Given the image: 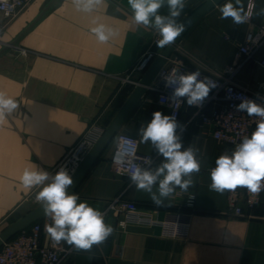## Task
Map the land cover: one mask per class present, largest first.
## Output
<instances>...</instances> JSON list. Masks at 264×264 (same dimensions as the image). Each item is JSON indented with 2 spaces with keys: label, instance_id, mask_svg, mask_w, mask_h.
<instances>
[{
  "label": "crops",
  "instance_id": "1",
  "mask_svg": "<svg viewBox=\"0 0 264 264\" xmlns=\"http://www.w3.org/2000/svg\"><path fill=\"white\" fill-rule=\"evenodd\" d=\"M205 1L186 0L181 21ZM243 2L247 7L248 0ZM223 3L187 32L173 58L216 77L235 68L232 77L237 84L264 95V68L239 51L264 16L254 15L237 26L230 19H219ZM261 8L264 0H256L255 11ZM161 12L166 14L167 8ZM97 24L116 34L100 43L90 31ZM152 38L151 28L134 24L127 0H100L87 13L78 11L73 0H32L12 18L0 12V92L18 103L17 109L0 119V221L14 215L22 218L40 206L30 198L36 188L28 190L20 183L24 168L49 172L89 129H107L136 87L125 79ZM21 50L27 55H21ZM258 56H264V46ZM157 110L170 114L157 92L149 89L120 131L139 141L138 129ZM178 121L184 126V146L194 145L202 158L201 170L193 175L194 184L187 191L177 189L162 206L153 204L127 174L115 170L114 138L75 193L100 211L119 196L152 208L160 219L167 212L185 211L190 214L187 236H166L159 225L123 227L121 217L109 215L105 222L113 226V234L90 252L73 248L66 264H264V196L257 207L246 210V216L228 214V190L210 189L209 167L234 147L218 142L194 107L185 104ZM139 150L156 157L153 167L160 163L150 143H139ZM188 193L195 195L194 209L185 207ZM42 241L49 243L47 234Z\"/></svg>",
  "mask_w": 264,
  "mask_h": 264
},
{
  "label": "clouds",
  "instance_id": "2",
  "mask_svg": "<svg viewBox=\"0 0 264 264\" xmlns=\"http://www.w3.org/2000/svg\"><path fill=\"white\" fill-rule=\"evenodd\" d=\"M78 11L92 12L100 0H73ZM215 4V0H213ZM134 24L155 30L160 39L159 48L170 46L185 31L181 16L186 0H127ZM167 8L163 14L161 9ZM220 20H231L234 25L248 23L254 15L264 16V8L254 10L249 2L243 0H224L219 6ZM100 43H107L116 33L104 24L90 30ZM21 55L27 52L21 50ZM164 87L170 89L160 102L176 105L185 101L189 107H202L212 89L218 87L210 76L200 71L180 73L177 69L162 75ZM259 97V94H258ZM240 103L234 105L236 112L255 117L256 126L250 135H245L231 152L225 151L215 160L210 169V189L216 192L246 188L258 194L264 191V103L258 100L238 97ZM17 101L0 92V119L17 109ZM183 125L177 120L176 113L164 114L154 111L151 119L138 129L139 143L151 144L159 164L152 166L151 158L139 163L135 155V144L131 140H121L117 162L121 174H127L138 191L149 194L156 206H162L166 199L173 196L177 189L187 191L193 184V175L202 166L200 150L194 145L184 146ZM127 146V147H125ZM120 157H123L121 159ZM74 170L61 166L55 174L39 167L24 168L19 180L25 189H39L35 199L42 205L44 214L51 220L45 231L55 244L61 242L72 246L76 251L90 252L93 246L103 244L114 232L112 225L105 222L104 214L78 194L70 192L74 185ZM155 188V191H154Z\"/></svg>",
  "mask_w": 264,
  "mask_h": 264
},
{
  "label": "built area",
  "instance_id": "3",
  "mask_svg": "<svg viewBox=\"0 0 264 264\" xmlns=\"http://www.w3.org/2000/svg\"><path fill=\"white\" fill-rule=\"evenodd\" d=\"M31 1L32 0H0V12L4 13L7 17H14ZM249 2L254 5L255 10L256 0H248V3ZM152 32L153 38L150 46L144 51L138 63L134 65L125 79V81L132 82L135 86L138 85L143 75L166 47H157L156 41L160 39V36L153 29ZM263 46L264 22L256 30L248 32L239 51L246 59L254 60L259 66L264 68V56H258ZM237 67H239V65ZM172 69H177L180 73L200 71L202 75L210 76L216 81L218 87L210 91L202 107L194 108L195 115L200 119L202 124L211 127L212 135L218 142L235 147L245 135H250L254 131L257 118L249 117L246 113L236 112L234 105L240 103L238 97L258 99L264 98V95L258 91H253L237 84L232 77L236 71L235 68L228 69L225 76L216 77L189 66L183 59L173 58V56H171L161 68L155 82L151 86V89L157 92L159 102L161 96H167L171 91L164 87L162 75L171 72ZM134 74L140 76V79L133 78L132 75ZM257 102L264 103V100H258ZM162 104L169 108L170 114L175 111L176 118L179 120L186 102L180 101L176 105H170L167 102ZM104 131L105 129H89L77 144L66 151L64 156L53 168V173H56L61 166H64L68 168L70 173L74 170L76 174L104 134ZM115 138L117 146L115 154L112 157V164L118 173H121L120 164L117 162V157L119 155L118 142L121 140H131L134 142L135 155L139 158L137 162L143 163L144 160L151 158L153 164L155 163V156L140 152L139 141L133 135L120 131ZM120 158L123 159V157ZM214 166L215 164L209 167V172ZM263 196L264 191L254 194L249 192L246 188L240 187L235 190H228L227 213L237 217L246 216V210L257 207L262 202ZM34 201L38 205L41 204L35 197ZM194 204L195 195L193 193H188L186 195L185 207L194 209ZM101 212L104 214L105 218L109 215L121 217L119 223L123 227L130 223L149 226L159 225L162 227L163 234L169 237H186L190 224V214L185 211L167 212L166 217L160 219L158 217V212L152 208L141 207L138 203L125 200L121 196L111 199ZM49 223H51V220L46 217L43 220L35 222L30 227L5 242L0 248V264H66L73 252V247H68L62 242L60 244H55L49 236L48 244L42 241V236L47 234L45 225Z\"/></svg>",
  "mask_w": 264,
  "mask_h": 264
},
{
  "label": "water",
  "instance_id": "4",
  "mask_svg": "<svg viewBox=\"0 0 264 264\" xmlns=\"http://www.w3.org/2000/svg\"><path fill=\"white\" fill-rule=\"evenodd\" d=\"M224 0H215V4L213 0H207L202 5H200L197 9H195L183 22L185 23V31L181 34L180 37L177 38L173 44L170 46H166L161 54L157 57L148 71L143 75L138 85L135 87L134 91L119 110L117 115L108 125L107 129L105 130L104 134L97 142L93 150L90 152L78 172L74 175V185L72 188L69 189L70 192H76L80 184L83 180L87 177L93 166L96 164L104 150L110 144V142L115 138L118 132L128 116L130 115L131 111L136 107L139 103L140 99L145 95V93L151 89L152 84L155 82L159 71L165 65L168 58L173 56L177 49L179 48L182 40L184 39L187 32L208 12L214 9L217 5H219ZM17 41H14L12 45H15ZM46 215L44 214L42 205L38 206L36 209L25 215L24 217L20 218L8 228H6L0 234V248L3 244L9 241L11 238L22 232L23 230L30 227L35 222L41 220Z\"/></svg>",
  "mask_w": 264,
  "mask_h": 264
},
{
  "label": "rangeland",
  "instance_id": "5",
  "mask_svg": "<svg viewBox=\"0 0 264 264\" xmlns=\"http://www.w3.org/2000/svg\"><path fill=\"white\" fill-rule=\"evenodd\" d=\"M23 10V9H22ZM21 10V11H22ZM20 11V12H21ZM19 12V13H20ZM18 13V14H19ZM16 16V15H15ZM14 16V17H15ZM7 17V16H6ZM8 18H12V17H8ZM78 143V142H77ZM77 143H75V144H77ZM74 144V145H75ZM73 145V146H74ZM72 147V146H71ZM58 163V162H57ZM56 166V165H55ZM54 166V167H55ZM53 167V168H54ZM53 168L49 171V173L50 174H55V173H53ZM37 190L38 189H34V191H32V193L30 194V198H33L34 199V197H35V194H36V192H37ZM41 205V204H40ZM33 209H36L35 207L33 208ZM20 217H19V215H14V216H12L10 219H8V220H6V221H0V234L6 229V228H8L10 225H12L14 222H16L18 219H19Z\"/></svg>",
  "mask_w": 264,
  "mask_h": 264
}]
</instances>
